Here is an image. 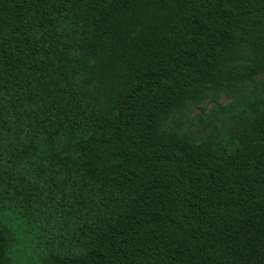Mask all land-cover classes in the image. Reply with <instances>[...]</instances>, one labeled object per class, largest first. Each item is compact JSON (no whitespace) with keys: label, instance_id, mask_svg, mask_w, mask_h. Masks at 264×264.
<instances>
[{"label":"trees","instance_id":"trees-1","mask_svg":"<svg viewBox=\"0 0 264 264\" xmlns=\"http://www.w3.org/2000/svg\"><path fill=\"white\" fill-rule=\"evenodd\" d=\"M0 264H264V0H0Z\"/></svg>","mask_w":264,"mask_h":264},{"label":"rangeland","instance_id":"rangeland-1","mask_svg":"<svg viewBox=\"0 0 264 264\" xmlns=\"http://www.w3.org/2000/svg\"><path fill=\"white\" fill-rule=\"evenodd\" d=\"M231 101V99H226V98H223V103L226 104V103H229ZM212 106V104L210 105V107Z\"/></svg>","mask_w":264,"mask_h":264}]
</instances>
